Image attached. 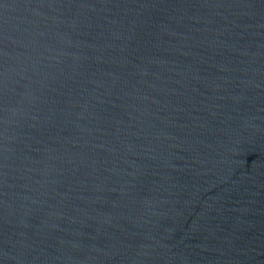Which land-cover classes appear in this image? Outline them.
<instances>
[{"label":"water","instance_id":"1","mask_svg":"<svg viewBox=\"0 0 264 264\" xmlns=\"http://www.w3.org/2000/svg\"><path fill=\"white\" fill-rule=\"evenodd\" d=\"M0 264H264V0H0Z\"/></svg>","mask_w":264,"mask_h":264}]
</instances>
